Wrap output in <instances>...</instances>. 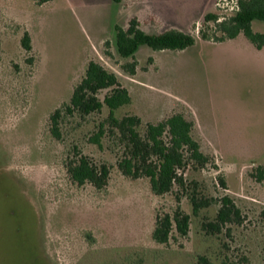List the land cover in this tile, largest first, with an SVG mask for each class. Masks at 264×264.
Listing matches in <instances>:
<instances>
[{
  "label": "rangeland",
  "instance_id": "obj_1",
  "mask_svg": "<svg viewBox=\"0 0 264 264\" xmlns=\"http://www.w3.org/2000/svg\"><path fill=\"white\" fill-rule=\"evenodd\" d=\"M142 2L0 0V264H264V180H258L264 172V54L243 35L246 43L204 41L206 14L187 29L195 46H142L137 74L130 76L122 65L132 59L120 57L115 26L126 27ZM140 23L149 33L160 31L149 13ZM25 32L31 52L22 46ZM91 61L116 73L132 97L117 118L139 116L142 132L175 113L194 123V138L216 166L188 168V192L218 201L230 196L242 211L241 225L207 233L203 224L216 220L218 202L195 215L183 195L189 236L158 244L152 239L156 215L174 213L175 195L156 196L148 179L119 171L122 147L109 125L102 145L93 143L109 108L64 116L61 139L53 136L51 115L70 103ZM110 92L98 96L104 101ZM78 154L110 166L105 189L72 181L67 164Z\"/></svg>",
  "mask_w": 264,
  "mask_h": 264
},
{
  "label": "trees",
  "instance_id": "obj_2",
  "mask_svg": "<svg viewBox=\"0 0 264 264\" xmlns=\"http://www.w3.org/2000/svg\"><path fill=\"white\" fill-rule=\"evenodd\" d=\"M39 5L54 0H32ZM121 4L129 0H112ZM239 10L221 19L220 11L208 13L204 17L200 36L204 41L223 43L243 35L256 49L264 48V34L253 30V22H264V0H238ZM218 9V8H217ZM116 47L121 58L132 59L122 65V70L135 76L138 69L136 55L142 46L153 51H184L197 44V38L191 33L170 29L160 34H149L141 28L137 18H132L128 27L116 25ZM22 46L31 52L32 40L25 32ZM107 55H111L108 53ZM152 60V59H151ZM111 90L104 101L99 93ZM132 97L119 81L116 73L109 71L100 63L91 61L86 75L75 87L70 103L63 109H57L50 117L51 132L56 139H61L60 122L64 116L78 114L86 117L99 113L106 105L110 114L106 123L101 125L100 132L93 143L101 146V139L106 135L109 125L110 134L116 136L122 147L118 160L119 171L128 178H146L150 181L153 194L162 197L174 193L176 208L173 214L156 215L152 239L161 245H169L176 237L187 238L190 233L191 216L181 206L183 195L189 196L193 213L197 215L202 208H208L214 201L219 210L216 220L203 224L209 234H220L228 225H241L243 214L235 201L228 195L218 200L188 192L185 173L188 168L205 169L214 160L201 150L200 143L194 138V123L183 113H175L157 123H147L144 132L140 131L142 119L137 115L116 117L115 112L129 105ZM214 165L216 166L215 162ZM67 171L72 181L79 186L91 184L98 190L107 187L111 168L105 163L97 164L89 157L78 154L76 159L67 164ZM259 181L264 180V172H259ZM223 188H227L221 179Z\"/></svg>",
  "mask_w": 264,
  "mask_h": 264
},
{
  "label": "crops",
  "instance_id": "obj_3",
  "mask_svg": "<svg viewBox=\"0 0 264 264\" xmlns=\"http://www.w3.org/2000/svg\"><path fill=\"white\" fill-rule=\"evenodd\" d=\"M131 1V0H129ZM140 5V11L138 13H132V18H137L140 22L147 17V14L154 17L155 22L160 24V31L149 33L144 29L142 23V29L149 34H160L170 29H177L188 33V27L197 20L203 18L206 14L214 12L215 0H142ZM123 4V3H121ZM129 18V21L131 20ZM124 28L127 26H122ZM253 30L255 32L264 34V25L260 21L253 22ZM246 39V38H245ZM247 40V39H246ZM243 36L240 35L234 40H229L220 44H226L228 42L243 41ZM248 41V40H247ZM249 42V41H248ZM255 48V47H254ZM256 49V48H255ZM141 50V48H140ZM139 50V51H140ZM259 53L264 54V48L262 50L256 49ZM138 51V52H139Z\"/></svg>",
  "mask_w": 264,
  "mask_h": 264
},
{
  "label": "built area",
  "instance_id": "obj_4",
  "mask_svg": "<svg viewBox=\"0 0 264 264\" xmlns=\"http://www.w3.org/2000/svg\"><path fill=\"white\" fill-rule=\"evenodd\" d=\"M217 6L221 14L220 20L224 19L225 15L232 14L239 10L238 0H218Z\"/></svg>",
  "mask_w": 264,
  "mask_h": 264
}]
</instances>
